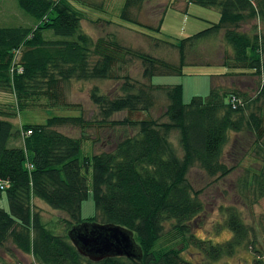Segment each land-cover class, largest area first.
<instances>
[{
  "label": "trees",
  "instance_id": "obj_1",
  "mask_svg": "<svg viewBox=\"0 0 264 264\" xmlns=\"http://www.w3.org/2000/svg\"><path fill=\"white\" fill-rule=\"evenodd\" d=\"M16 1L36 24L0 26V92L12 94L15 104L12 112L0 110V197L3 195L8 205V211L0 207V245L11 242L37 264H215L250 242L252 230L233 207L225 211L223 227L231 233L228 239L213 243L193 233L194 220L204 205L186 175L194 165L209 177L228 175L235 165L224 162L225 147L230 135L242 133L249 138L246 151L259 162L258 170L247 178L252 194L264 196V117L259 107L246 112L264 97V79L254 99L225 89L215 77L206 97L193 96L184 103L180 84H154L151 78L181 75L186 64H212L191 59L197 46L207 40L212 44L221 41L231 49V55L223 53V74L260 75L264 35L257 32V25H264V0H186L216 8L219 19L176 44L148 36L157 46L175 48L176 62L122 46L113 37L94 40L82 31V14L68 0ZM143 1L124 0L119 17L158 32L161 19L153 27L131 17V11ZM249 21L256 24L248 32L240 31V25ZM47 32L50 35L45 36ZM134 59L140 62L145 83L126 73L114 74ZM111 79L113 93L96 84L88 91L98 119L52 116L44 124L19 128L9 120L16 111L33 106H71L61 95L64 82ZM156 91L167 98L162 113L166 120L131 118V114L154 107L152 93ZM122 111L127 113L125 117L112 119ZM66 125L79 127L80 136L56 128ZM89 126L106 128L114 139L106 142L111 148L86 157L81 146L84 129ZM119 126L133 133L116 135ZM172 131L178 134L180 153L169 139ZM88 170L99 224L130 231L138 249L135 256L93 261L71 242L68 232L92 221L80 217L81 202L88 196ZM37 200L66 217L57 219L54 226L46 222L33 206ZM190 248L194 251L190 254L199 255L200 261L185 258L184 251ZM249 264H264V259L253 257Z\"/></svg>",
  "mask_w": 264,
  "mask_h": 264
},
{
  "label": "rangeland",
  "instance_id": "obj_2",
  "mask_svg": "<svg viewBox=\"0 0 264 264\" xmlns=\"http://www.w3.org/2000/svg\"><path fill=\"white\" fill-rule=\"evenodd\" d=\"M68 1L82 14V20L80 21L82 31L94 40L98 37H113L122 46L140 50L169 62H176V49L167 45L157 46L149 37L176 44L181 38L191 36L208 27L209 23L217 22L219 19V12L216 8L203 7L186 0H145L139 8H134L131 11V17L141 24L153 27L161 19L160 30L157 32L121 20L119 14L124 0ZM35 24L36 19L23 12L16 0H0V26H34ZM254 24H256L255 21L242 23L239 30L248 32ZM257 32L264 35V25H257ZM48 35L50 33H45V36ZM194 52L196 54L191 56V59L196 62L201 61L212 64H186L182 68L181 75H156L151 78V82L162 85L180 84L184 103H188L193 96L206 97L215 77L218 83L229 91L237 90L246 93L247 97L251 99L256 97L261 80L264 79V68L260 75L249 72L223 74L226 71L220 65L223 62V53L231 55V49L221 41H216L213 44L208 40L204 41L197 46ZM262 59L264 61V52L262 53ZM228 64H231V62ZM124 73L133 80L146 82L141 77V65L136 59L130 60L128 65L114 71V74L119 76ZM112 80H97L93 83L75 80L64 82L61 84V95L64 101L70 103L71 106L53 108L33 106L16 111V115L9 120L14 128H19L22 124H44L52 116L81 115L84 119H98V109L89 100L88 91L93 84H96L100 90L113 93L114 82ZM152 95L155 98L154 107L148 112L131 114V118L150 117L158 122L166 120L162 115L167 104L164 92L156 91ZM14 106L13 95L0 92V110L12 112ZM257 107H259L261 116L264 117V97H260L256 103L249 106L246 112L253 111ZM126 115L125 111L115 113L112 119L119 120ZM56 128L60 132L73 137H78L81 134L80 128L77 126L66 125ZM84 133L85 137L81 146L82 156L91 157L97 150L111 148L106 145V142L112 141L114 137L108 136L106 128L102 130V128L99 129L96 126H89L84 129ZM115 133L124 136V134H132L133 131L127 127L119 126L115 128ZM169 139L180 153L177 132L172 131ZM16 143L18 144V141ZM248 144L249 138L244 134L230 135L229 142L225 147L224 162L227 166H235L225 177L220 179L209 177L196 165L189 168L186 175L192 190L198 191V198L204 205L203 212L194 220L193 233L196 236L208 238L213 243L228 239L231 233L223 226L226 217L225 211L229 207L235 208L243 222L252 230L249 237L250 242L238 248L233 255L224 257L215 264H249L252 258L257 256L264 259V196L255 198L249 185V179H247L259 168V162L253 159L249 151H246ZM237 159L238 162H236ZM82 172L85 173L84 169H82ZM90 172L88 170L86 173L88 196L81 202L80 217L82 220L92 219L91 223L99 224L98 214L89 187ZM33 206L41 213L43 219L48 223H52L53 226L56 225L57 219L66 217L64 213L50 209L39 200L35 201ZM0 207L8 211L7 201L3 195L0 197ZM254 250L257 252H254ZM184 252L186 259L192 262L200 261L201 257L199 255L190 254V252H194L191 248L189 252ZM0 264L37 263L31 255L20 252L8 241L4 245H0Z\"/></svg>",
  "mask_w": 264,
  "mask_h": 264
},
{
  "label": "water",
  "instance_id": "obj_3",
  "mask_svg": "<svg viewBox=\"0 0 264 264\" xmlns=\"http://www.w3.org/2000/svg\"><path fill=\"white\" fill-rule=\"evenodd\" d=\"M68 235L78 252L93 261L109 256L130 257L138 252L132 233L117 225L82 223Z\"/></svg>",
  "mask_w": 264,
  "mask_h": 264
}]
</instances>
